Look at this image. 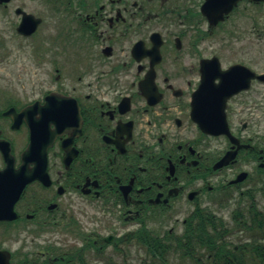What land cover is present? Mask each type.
Instances as JSON below:
<instances>
[{
	"label": "flooded vegetation",
	"instance_id": "af4514ba",
	"mask_svg": "<svg viewBox=\"0 0 264 264\" xmlns=\"http://www.w3.org/2000/svg\"><path fill=\"white\" fill-rule=\"evenodd\" d=\"M205 2L0 0V30L23 47L34 46L41 69L51 59L54 72L50 89L35 90L34 98L25 94L13 106L20 112L37 102L44 105L55 94L68 98L70 111L68 132L59 133L48 150L47 179L26 186L16 206L17 221L0 222L5 227L19 222L21 233L32 238L23 245L28 254L20 264H53L55 256L67 253L54 237L59 230L83 239L84 253L91 249L101 256L111 244L121 251L132 246L136 219L147 210H171L180 202L200 206L207 194L240 187L223 185L218 177L239 168L242 157L263 168L264 144L249 135L256 119L233 124L234 105L246 108L244 95L254 82L228 99L225 109L231 133L241 144L254 146L240 149L237 160L221 169L215 166L234 146L226 135L202 131L196 119L210 105L203 97L196 105L194 101L204 73L217 67L212 60L217 58L223 71L244 65H223L218 35L239 38L236 33L242 31L247 39L251 28L262 35L264 1L239 0L216 22L203 13ZM210 95L212 101L211 92L205 99ZM263 101L260 95L259 103ZM1 114L0 134L7 128L21 139L19 152L10 139L19 167L30 129L23 121L13 130V119ZM39 118L35 114L34 120ZM219 139L226 144L221 152ZM0 154L2 170L6 164ZM238 174H231L232 179ZM82 203L133 229L121 234L120 226L101 239L96 233L86 235L72 213ZM93 235L99 239L90 245ZM28 255L38 259L30 263Z\"/></svg>",
	"mask_w": 264,
	"mask_h": 264
},
{
	"label": "rangeland",
	"instance_id": "374dc122",
	"mask_svg": "<svg viewBox=\"0 0 264 264\" xmlns=\"http://www.w3.org/2000/svg\"><path fill=\"white\" fill-rule=\"evenodd\" d=\"M250 26L252 27V23ZM236 34L239 38L236 36L232 37V35L231 38H227L223 34L218 35L217 55L223 65L230 66L235 63H242L258 75L264 74V30L262 35H259V31H254L251 28L246 35L247 39L243 38L242 31ZM9 35H11L10 32L0 30V109L6 108V101L10 98L14 97L15 100H20L25 94H32L31 98H34L35 90L44 92L50 89L52 87L51 78L54 75L51 59L46 61L45 69L44 67L41 69L37 63V53H35L37 50L35 47H23L19 40H14ZM25 88L30 89V91H24L23 89ZM260 95L264 96V84L254 81L252 89L244 95L246 108L234 105L233 124L238 126V120L248 121V119L254 117L256 119L255 126L251 127L249 135L258 137V141L264 144V101L259 103ZM242 109L247 110L240 112L239 110ZM246 113H249V116L241 117ZM2 123L3 121L0 119V125ZM0 135L13 139L17 152H19L21 139L16 133H13L10 129L3 128ZM217 145L220 152L226 147L225 142L221 139H219ZM252 145L254 146V144ZM251 160V158L242 157L239 161V168H235L234 171L226 172V175L218 177L220 181H223V185H227L232 179L231 174L234 176L237 172H247L250 173L248 181L241 184L238 188L226 189L224 192L214 191L207 194L198 203L205 209L210 208L217 217L223 218L224 222L230 226H232L231 222H233V211L238 207V204L242 203L241 206L243 208L246 207L243 201L239 202L240 196L247 189L254 186L253 179L258 175L257 164L252 163ZM0 166H2L1 154ZM256 196L259 208L264 210V198H262L261 194ZM175 205L171 210L166 211L155 210L150 212L147 210L140 220L136 219L139 228L137 226L135 229H140L145 224L148 230L159 236H164L168 232L174 235L182 234L183 222L195 210L196 206L187 202H180V204ZM72 213L79 221V227L83 233L86 235L96 233L100 236V239L114 234L115 229L118 230L120 226H124L120 231L121 234L133 229L132 225L126 223V221L118 224L117 218H110L109 214L96 213L92 208L85 207L84 203L72 209ZM17 223L9 227L0 226V247L12 251L14 254L13 262L16 264L21 263L22 259H25L24 256L28 252H26L27 250L23 245L26 242L29 244L32 240L31 236H28L26 232L21 233V224ZM68 233L66 230H59L58 233L54 234V237L59 242V247L63 251H71L75 247L80 248L83 239L74 235L71 236ZM246 233L236 232L235 243L238 244L237 241H239V244L242 243L241 240L247 238ZM237 234L238 236H236ZM4 235L7 236L4 237ZM98 239L93 235V238L89 239L88 243L91 245L93 241ZM137 243L138 241L133 238L131 243L133 246H127V244L121 251L115 250L114 244L107 245L101 257L90 249L86 253V258L90 264H163L160 260H153L146 252L145 247ZM28 256L30 263L38 259L37 255ZM168 262L169 264H195L192 260L184 259L175 253H171L168 256Z\"/></svg>",
	"mask_w": 264,
	"mask_h": 264
},
{
	"label": "water",
	"instance_id": "95a60500",
	"mask_svg": "<svg viewBox=\"0 0 264 264\" xmlns=\"http://www.w3.org/2000/svg\"><path fill=\"white\" fill-rule=\"evenodd\" d=\"M239 0H206L203 6V13L216 22L222 18L223 13H228ZM264 1V0H254ZM216 63V69L204 73L202 85L196 93L194 104L200 97L210 105V108L202 109V116L196 119L202 131L210 135H226L231 142L238 146L222 158L215 166V169L227 166L233 162L238 150L242 147L238 139L231 133L226 118L227 100L239 92L248 89L253 80L264 82V74L257 75L248 67L234 65L228 70L221 69L217 58L212 60ZM216 80L220 82L215 84ZM212 93L210 100L205 96ZM64 104V106H62ZM213 105H215L213 107ZM68 98L51 94L46 98V103L40 106L39 103L28 106L18 113L14 108L9 109L4 115L11 116L14 120L13 129H19L23 120H26L30 128V143L22 154V164L15 168V157L12 155V147L9 141L0 140V150L6 161V168L0 171V221H13L18 218L15 205L19 201L26 186L33 180L45 181L47 174V152L59 133L68 132L69 123ZM35 114L41 118L35 119ZM36 121V122H35ZM55 126V129H52ZM247 177L246 173L241 174L234 183L242 182ZM0 264H10V254L0 251Z\"/></svg>",
	"mask_w": 264,
	"mask_h": 264
},
{
	"label": "trees",
	"instance_id": "16d2710c",
	"mask_svg": "<svg viewBox=\"0 0 264 264\" xmlns=\"http://www.w3.org/2000/svg\"><path fill=\"white\" fill-rule=\"evenodd\" d=\"M253 185L240 196L239 202L243 201L246 207L238 204L233 211L232 226L212 211L200 209L190 215L180 235L168 232L159 236L143 224L137 234L138 243L153 260L163 264H169L171 253L195 264H264V210L256 200L258 194L264 198V168L258 169ZM236 232H247V238L240 244L235 243ZM75 257L74 264H88L82 254ZM57 264L72 263L67 259Z\"/></svg>",
	"mask_w": 264,
	"mask_h": 264
}]
</instances>
